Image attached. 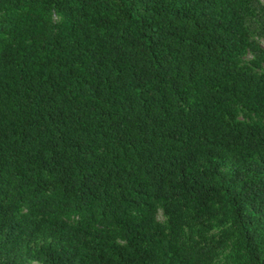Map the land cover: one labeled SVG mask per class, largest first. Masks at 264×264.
<instances>
[{"label": "trees", "instance_id": "trees-1", "mask_svg": "<svg viewBox=\"0 0 264 264\" xmlns=\"http://www.w3.org/2000/svg\"><path fill=\"white\" fill-rule=\"evenodd\" d=\"M254 28L260 0H0V264H264Z\"/></svg>", "mask_w": 264, "mask_h": 264}, {"label": "rangeland", "instance_id": "rangeland-1", "mask_svg": "<svg viewBox=\"0 0 264 264\" xmlns=\"http://www.w3.org/2000/svg\"><path fill=\"white\" fill-rule=\"evenodd\" d=\"M260 1L262 4H264V0H260ZM261 26H262V23L260 21H256L257 30L260 29ZM257 30L255 28L252 30V38L262 49H264V37L260 35L259 31ZM254 58L255 56L251 52H247L245 55H243L240 58V63L243 65H250L251 61ZM262 67L264 69V63L262 64ZM256 70L261 71L260 68H256ZM239 120H242L245 122L260 121L264 123V115L256 114V113H248V112L243 111L239 116ZM158 220L161 223H167L168 218L162 209L159 210ZM230 226H231L230 224H227L225 226L217 227L213 232L209 233L207 236L209 238L216 236L223 229L228 228ZM233 255H234V245H233V241H231L228 243V245L225 248L219 251L218 257L215 260L214 264H233ZM26 263L27 264H40L34 261H27Z\"/></svg>", "mask_w": 264, "mask_h": 264}]
</instances>
